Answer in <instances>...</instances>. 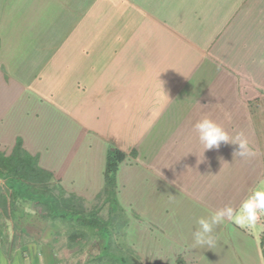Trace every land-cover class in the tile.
Listing matches in <instances>:
<instances>
[{"label":"crops","instance_id":"1","mask_svg":"<svg viewBox=\"0 0 264 264\" xmlns=\"http://www.w3.org/2000/svg\"><path fill=\"white\" fill-rule=\"evenodd\" d=\"M205 117L255 155L203 153ZM19 138L87 203L109 150L125 152L124 247L142 264H200L196 219L264 190V0H0V151ZM49 230L20 245L0 236V264H62ZM214 235L217 264H264L262 215Z\"/></svg>","mask_w":264,"mask_h":264},{"label":"trees","instance_id":"2","mask_svg":"<svg viewBox=\"0 0 264 264\" xmlns=\"http://www.w3.org/2000/svg\"><path fill=\"white\" fill-rule=\"evenodd\" d=\"M126 153L120 149H110L107 156L105 171V186L88 207L83 198L67 192L58 184L52 172L40 166L39 156L27 151L21 138L17 140L10 154L0 151V209L3 213L23 211L26 205L43 208L47 211V220H61L70 223L72 227L96 229L106 234L107 245L102 249L99 259L110 258L115 264H136L133 257L124 253V245H116L118 240L124 242L126 215L116 198V174L119 164L126 158ZM97 201H100L97 203ZM108 204L109 217L99 214L101 206ZM84 232L75 229L69 232L71 243L76 242ZM79 237V238H78ZM264 249V237L262 238ZM130 250V249H129ZM174 264H188L179 258Z\"/></svg>","mask_w":264,"mask_h":264},{"label":"rangeland","instance_id":"3","mask_svg":"<svg viewBox=\"0 0 264 264\" xmlns=\"http://www.w3.org/2000/svg\"><path fill=\"white\" fill-rule=\"evenodd\" d=\"M0 185L4 187V181L0 179ZM100 201H97L99 203ZM94 202L87 203L88 207H92ZM101 203V202H100ZM110 207L108 204L101 206L99 214L104 218L109 217ZM47 211L43 208H36L30 205H26L23 211H16L12 213L10 210L8 213H3L0 209V236L5 242L14 241L17 244H27L29 242L36 243L41 235H45L50 230H57L58 233L53 235L54 244L56 246V252L58 257L63 261L62 264H100V261L95 259L96 254L102 251L104 241H107L105 233L90 228H80L79 226L72 227L71 224L61 220H47L45 215ZM264 218V214H262ZM75 229L82 230L84 236L74 242L75 247L70 246L69 232ZM49 230V231H50ZM32 231V232H29ZM118 235L115 234L114 239L116 245H120L121 240H118ZM124 253L128 256H134L133 262L136 264H142L138 255L134 250L124 249ZM108 264H115L110 258ZM161 264V263H154ZM200 264H217L216 249L212 247L206 252Z\"/></svg>","mask_w":264,"mask_h":264},{"label":"clouds","instance_id":"4","mask_svg":"<svg viewBox=\"0 0 264 264\" xmlns=\"http://www.w3.org/2000/svg\"><path fill=\"white\" fill-rule=\"evenodd\" d=\"M194 129L198 135L199 143L203 146V153L207 150L219 149L224 143L238 145V149L233 153L234 157L245 158L255 155L243 132L230 136L222 126L207 117L199 120L194 125ZM262 214H264V190L254 191L241 202L238 209L226 205L211 212L208 216L198 217L196 219L197 227L192 233V247H206L210 250L216 242L214 231L217 226L227 220L242 228H252L257 224Z\"/></svg>","mask_w":264,"mask_h":264}]
</instances>
